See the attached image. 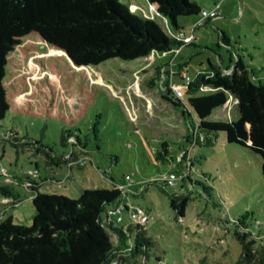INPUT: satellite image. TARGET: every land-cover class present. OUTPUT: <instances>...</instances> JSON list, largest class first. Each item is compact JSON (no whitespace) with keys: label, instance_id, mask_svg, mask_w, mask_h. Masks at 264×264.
<instances>
[{"label":"rangeland","instance_id":"rangeland-1","mask_svg":"<svg viewBox=\"0 0 264 264\" xmlns=\"http://www.w3.org/2000/svg\"><path fill=\"white\" fill-rule=\"evenodd\" d=\"M190 1L205 10L214 8L213 0ZM125 3L133 14L152 18L170 38L166 24L146 0ZM217 4L216 18L194 31V45L183 47L184 71L192 78L214 64L229 74L241 57L251 81L264 83V0ZM198 19L199 15L180 18L179 23L190 33ZM169 57L112 59L91 67L97 91L75 129L58 120L7 114L0 123L4 132L0 133V186L8 187L13 196L0 194V220L10 218L14 225L31 226L33 186L41 193L77 200L82 189H111L130 175L128 201L149 216L147 223L140 224L149 243L143 249H148V259L137 256V264H199L202 259L205 264H246L248 258L258 257L264 247L261 159L226 143L222 133L212 147L187 143L189 120L196 119H186L163 99L167 80L163 72L171 73L175 62ZM54 62L66 83L88 90L84 73H70L63 58L55 57ZM171 76L168 80L182 84L180 77ZM233 114L234 102L228 101L207 120L228 122ZM165 149L164 161L158 154ZM189 168L188 178L177 180L174 188L146 185L171 170L182 173ZM171 194L189 197L184 217L170 207ZM118 216L122 217L118 227L136 223L127 212L113 217ZM110 235L115 244L116 237Z\"/></svg>","mask_w":264,"mask_h":264},{"label":"trees","instance_id":"trees-1","mask_svg":"<svg viewBox=\"0 0 264 264\" xmlns=\"http://www.w3.org/2000/svg\"><path fill=\"white\" fill-rule=\"evenodd\" d=\"M219 1L213 0L214 5ZM146 2L166 24L170 38L152 18L133 14L125 0H0V123L11 114L58 120L75 129L97 91L91 67L112 59L132 62L152 54L163 58L161 55L179 46L172 38L184 30L179 19L198 16L202 10L190 0ZM55 57L66 61L70 73L85 74L87 91L64 81ZM186 64L173 62V76H179ZM164 74L167 86L170 73ZM194 74L182 101L173 98L166 87L163 92V99L186 119H196L189 120L187 143L212 147L222 133L226 143L259 156L264 174V83L251 81L241 57L229 74L214 64ZM201 87L208 90L202 92ZM228 101L234 102L228 122L207 120ZM66 139L63 135L64 146ZM158 157L165 161L167 149ZM155 168L160 172L157 165ZM156 183L167 188L162 181L146 185ZM31 191L34 214L30 227L14 225L10 218L0 220V264H137V256L148 259V249H143L149 243L141 225H116L121 216L115 220L112 212L123 201L116 187L82 189L77 200L41 193L38 186ZM0 194L13 196L3 185ZM189 200L188 196L169 195L170 207L180 217ZM123 205L121 213L127 212L134 221L125 202ZM110 234L116 237L115 244ZM199 264H205L204 259ZM246 264H264V247Z\"/></svg>","mask_w":264,"mask_h":264},{"label":"built area","instance_id":"built-area-1","mask_svg":"<svg viewBox=\"0 0 264 264\" xmlns=\"http://www.w3.org/2000/svg\"><path fill=\"white\" fill-rule=\"evenodd\" d=\"M217 7H218V4H215L214 8H212L210 10L202 9L199 13L198 21L196 23H194L193 27L190 30V33H187L184 30H181V31H177L174 34H172V38L174 39V41L179 43V46L177 48L173 49L172 51H170L169 53L161 55V57L170 56L169 61L173 62V59L175 58V56L180 52V50L184 46H189V45L195 44V42L197 40V37L194 34L195 29L200 27L204 23V21H206L208 19L216 18V8ZM156 16H157V14H156ZM171 65H172V63H171ZM170 74L173 76L172 72ZM179 77L182 80V84H176V83H173L171 80H169L167 86H165V87L167 88L168 93L173 98L182 101L184 98L183 91H184V89H186L190 85L193 77L192 78L189 77L185 71H181L179 74ZM201 88H200V90H201ZM204 90L206 91V90H208V88L204 87ZM189 173H190V168L187 169V171L183 170L182 173H179L175 170H171V172L166 177H164L162 179H155V181H162L165 187H175L176 181L179 179L183 181L184 179L187 178V175H189ZM36 174H37V171L35 170L32 173V175L35 176ZM131 183H132V178L130 175H125L123 177L122 181L117 182L115 187L121 191V193L123 195V199H122L123 201L115 207V209L112 213L115 215L120 214L124 208L123 202H125V205L128 207V210L130 212L131 218L135 222H137L138 224H145L149 220L148 214L143 209L133 207L132 205H130V203L127 199L126 191L130 190L129 187L132 185ZM120 221H121V217H118L117 222H120Z\"/></svg>","mask_w":264,"mask_h":264},{"label":"crops","instance_id":"crops-1","mask_svg":"<svg viewBox=\"0 0 264 264\" xmlns=\"http://www.w3.org/2000/svg\"><path fill=\"white\" fill-rule=\"evenodd\" d=\"M184 52V48H182L180 50V52L175 56V62L174 63H179L181 65H183L184 63H186L185 61H183V58H182V53ZM174 69V68H173ZM195 76V74L193 75V77ZM174 77H179V76H174ZM171 80V79H169ZM172 81V80H171ZM173 83H176L175 81H173Z\"/></svg>","mask_w":264,"mask_h":264},{"label":"water","instance_id":"water-1","mask_svg":"<svg viewBox=\"0 0 264 264\" xmlns=\"http://www.w3.org/2000/svg\"><path fill=\"white\" fill-rule=\"evenodd\" d=\"M150 8H153V6H151V5H148Z\"/></svg>","mask_w":264,"mask_h":264}]
</instances>
